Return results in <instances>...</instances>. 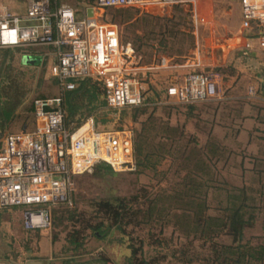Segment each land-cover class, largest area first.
<instances>
[{
  "label": "rangeland",
  "instance_id": "obj_1",
  "mask_svg": "<svg viewBox=\"0 0 264 264\" xmlns=\"http://www.w3.org/2000/svg\"><path fill=\"white\" fill-rule=\"evenodd\" d=\"M238 2L214 0L201 4L198 8L207 19L203 26H196L189 11L178 7L157 8L149 12H96L98 21L117 26L122 44L131 45L137 62L135 65L142 68L141 84L145 98L154 97L157 92L163 102L168 77L192 71L171 68L190 64L199 58L201 71L219 76L220 99L191 108L173 102L159 101L154 104L150 101L139 108L112 111L105 107L93 115H85L83 111L77 114L74 121L79 120V123L92 118L95 128L130 131L133 149L135 139L141 135L143 138L139 141L143 143L144 153L150 155L155 167L140 172L141 169L134 166L133 157L131 170L114 171L116 174L113 176H98L94 169L74 176L71 206L66 208L61 205L51 210L48 232L53 243L52 264H60L70 255L68 238L74 229L81 230V220L89 218L95 202L128 197L138 193L142 187L153 192L170 188L178 178L174 174L179 163L175 157L181 156L184 147L187 153L200 150L205 156L200 158L207 163L210 171L206 179H210L207 181V200L211 212L216 213L219 207L225 205L228 191L245 187L256 207L253 212L255 223L246 230V239L255 243L257 237L264 235V90L260 87L264 70L258 69L259 63H264V55L249 58L250 54L242 56L235 48L241 20ZM61 3L72 8L82 5L77 0H63ZM0 4L7 6L11 12L16 11L19 16L25 14L24 0H0ZM77 17L83 18L82 13ZM260 50L264 54V49ZM49 54L51 51L46 47L0 49V87L16 83L25 92L13 122L5 130H0V139L7 133L24 129L31 131L33 99L50 98L61 93L56 79L49 72L50 63L44 60ZM26 55L37 57L36 62L24 61ZM249 88L254 90V94H249ZM143 128L145 131H142ZM181 133L183 136H180ZM193 138L197 146L191 142ZM184 174L185 171H181L179 176ZM6 210L18 216L24 209L12 207ZM170 232L168 229L165 236L169 237ZM145 233L137 231L135 236L145 237ZM89 234L86 231L83 235ZM177 236H173L167 248L149 246V240H145L142 258L149 261L160 252L168 256L159 259L158 264H178L169 257L174 248H180L184 243ZM119 238L121 235L116 230H112L104 240L91 236L84 238L85 244L79 251L78 260L105 258L110 261L108 264H126L129 251L126 242H117ZM222 240L228 241L224 237ZM198 245L196 243L195 248L200 252ZM193 264L202 263L194 260Z\"/></svg>",
  "mask_w": 264,
  "mask_h": 264
},
{
  "label": "built area",
  "instance_id": "obj_2",
  "mask_svg": "<svg viewBox=\"0 0 264 264\" xmlns=\"http://www.w3.org/2000/svg\"><path fill=\"white\" fill-rule=\"evenodd\" d=\"M212 1L94 0L81 12L83 18L77 17L78 10L56 5L55 0H24L22 16L0 4V49H54L49 72L61 90L54 97L33 99L31 131L7 133L0 139V210L25 207L23 228L49 231L52 207L71 204L74 176L91 172L98 163L115 172L133 167L130 131L95 128L92 118L72 129L66 125L63 93L73 90L76 81L88 79L101 87L109 110L143 105L142 68L135 65L134 51L130 44H122L116 25L96 19L97 11L183 7L196 26H203L207 19L198 7ZM239 4L242 27L252 31L257 47L264 49V0ZM88 8L93 9L92 18L87 17ZM245 49L251 50L250 43ZM184 65L192 71L168 83L161 103L193 105L220 99L215 73L201 71L199 58ZM248 92L254 94L252 88Z\"/></svg>",
  "mask_w": 264,
  "mask_h": 264
},
{
  "label": "trees",
  "instance_id": "obj_3",
  "mask_svg": "<svg viewBox=\"0 0 264 264\" xmlns=\"http://www.w3.org/2000/svg\"><path fill=\"white\" fill-rule=\"evenodd\" d=\"M61 1L63 0H55L56 5L63 4ZM77 2L82 3L74 8L80 14L86 7L92 6L94 0ZM178 8L189 11L187 8ZM126 10L142 12L131 8L115 11ZM155 94L154 97L145 98L144 92L143 105L140 107L146 106L145 103L150 101L154 104L161 102V97L157 92ZM0 98H3L0 99V130L3 131L13 122L15 112L25 98V92L21 91L16 83H11L0 87ZM195 105L181 106L191 108ZM63 107L66 125L72 129L80 124L79 120L74 119L81 111L85 115H93L92 113L97 110L105 108L103 90L91 80L76 81L73 90L63 93ZM32 111L31 104V114ZM142 131H145V128ZM180 136H183L182 133ZM141 138L143 137L138 135L135 139L133 157L134 166L143 172L154 169L155 165L151 163L150 155L144 153L143 143L139 141ZM191 142L197 146L195 138ZM211 154L215 152L211 151ZM200 156L205 158L200 150L187 153L184 147L181 156L175 157V160L179 161L174 171L178 178L170 188L153 192L152 189L142 187L138 193L128 197L101 199L95 202L89 218L81 220V230L74 229L70 234L68 238V244L71 245L68 249L70 255L62 259L60 264L110 263L105 258L78 260L77 257L81 255L79 251L83 249L84 240L88 236L104 240L112 230L118 231L121 235L118 243L126 242V249L129 251L125 259L126 264H158L159 259H165L168 255L158 252L149 261L142 258L145 240H149V246L167 248L175 234H178L176 238L183 239L184 243L180 248H174L169 257L178 264H193L194 260L202 264H264V235L257 237L255 243L245 236L246 230L253 226L256 219L253 213L256 210L253 198L247 194L245 187L232 189L226 193L225 205L219 207L216 213H212L207 200L209 189L207 181L210 179L206 178L210 171ZM93 169L98 176L116 174L105 163L96 164ZM181 171H185L182 177L179 176ZM249 201L252 202L251 205L248 204ZM61 205L66 208L71 206L65 203L52 209ZM19 208L25 209L21 206ZM168 229L171 230L169 237L165 236ZM86 231L90 234L83 235ZM137 231H146V238L135 236ZM222 237L228 241H221ZM196 243L199 244L200 252L195 248Z\"/></svg>",
  "mask_w": 264,
  "mask_h": 264
},
{
  "label": "crops",
  "instance_id": "obj_4",
  "mask_svg": "<svg viewBox=\"0 0 264 264\" xmlns=\"http://www.w3.org/2000/svg\"><path fill=\"white\" fill-rule=\"evenodd\" d=\"M214 1V0H213ZM239 3V2H238ZM240 7V4H239ZM13 13L17 14L16 11ZM18 15V14H17ZM24 15V14H22ZM21 16V15H20ZM249 29L242 27V18L240 20L239 33L237 36L235 48L239 49L242 56H253L261 58L263 51L257 47L256 41L253 40ZM246 43H250L251 50H246ZM51 54L47 55L44 60L50 64L55 62V52L51 47H46ZM35 57V56H32ZM258 69L264 70V63H259ZM186 65L172 67L171 70L184 69ZM183 74L168 77L167 83L180 81ZM217 80L219 76L217 75ZM0 264H52L53 243L48 231L36 232L26 231L22 226L21 215H13L6 209L0 210ZM35 237V238H34Z\"/></svg>",
  "mask_w": 264,
  "mask_h": 264
},
{
  "label": "water",
  "instance_id": "obj_5",
  "mask_svg": "<svg viewBox=\"0 0 264 264\" xmlns=\"http://www.w3.org/2000/svg\"><path fill=\"white\" fill-rule=\"evenodd\" d=\"M86 13H87V17H89V18H92L94 16L93 15L94 14L93 9H91V8H88ZM36 58L37 57H32L30 55H26V56H24V61H27L28 63L33 64L34 62H36ZM260 87H261V89L264 90V77L260 81Z\"/></svg>",
  "mask_w": 264,
  "mask_h": 264
}]
</instances>
